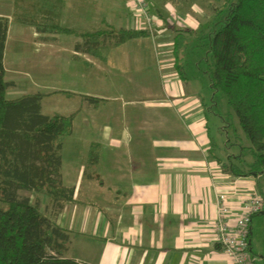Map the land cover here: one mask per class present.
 I'll return each instance as SVG.
<instances>
[{
	"label": "crops",
	"instance_id": "0c3cea01",
	"mask_svg": "<svg viewBox=\"0 0 264 264\" xmlns=\"http://www.w3.org/2000/svg\"><path fill=\"white\" fill-rule=\"evenodd\" d=\"M146 2L153 14L175 11L168 1ZM0 17L9 20L6 97L40 93L43 114L73 115L60 150L61 183L74 188L73 200L52 216L70 233L68 256L85 264H230L212 233L217 193L236 207L252 192L264 198V181L234 164L227 142L214 144L206 101L181 76L164 75L161 37L127 39L100 58L76 51L81 37L34 24L134 29L140 19L126 0H0ZM90 142L100 144L93 173L85 168Z\"/></svg>",
	"mask_w": 264,
	"mask_h": 264
},
{
	"label": "trees",
	"instance_id": "16d2710c",
	"mask_svg": "<svg viewBox=\"0 0 264 264\" xmlns=\"http://www.w3.org/2000/svg\"><path fill=\"white\" fill-rule=\"evenodd\" d=\"M213 1L219 5L215 20L208 22L205 46L211 66L199 70L208 76L212 90L223 93L250 142L254 161L246 174L261 175L264 181V0ZM8 23V18L0 17V264H85L68 256L70 233L52 217L73 200L74 188L62 185L60 175L61 139L70 134L73 115L43 114L40 93L6 97L13 86L5 80L3 67ZM34 24L42 33L81 37L74 45L76 51L100 58L110 46L149 36L147 30L110 25L77 32L53 20ZM184 41L182 35H175V61ZM99 151L100 144L89 143L86 171L94 172ZM42 197L47 199L44 210Z\"/></svg>",
	"mask_w": 264,
	"mask_h": 264
},
{
	"label": "rangeland",
	"instance_id": "374dc122",
	"mask_svg": "<svg viewBox=\"0 0 264 264\" xmlns=\"http://www.w3.org/2000/svg\"><path fill=\"white\" fill-rule=\"evenodd\" d=\"M162 1H168L175 11L171 10L170 15L164 17L160 11L154 12L162 21V26L152 27L147 31L149 35H158L163 40L160 47L163 73L175 78L181 76L182 84L206 101L210 107L206 114L210 138L214 144L219 146L227 142L228 153H226L230 155V159L241 171L246 172L249 170L248 166L254 161V156L249 150L250 142L243 133L238 118L228 105L223 93L212 90L209 87L208 76L199 70V66L203 70H207L211 66V61L209 59L207 61L205 57L206 34L210 30L208 22L215 20L213 13L219 3L213 0H161V3ZM141 22L139 21L138 27L134 29L139 28ZM97 27L103 26L97 23ZM188 30H191L193 34ZM177 33L182 35L185 41L178 47V60L175 61L174 42ZM177 69L180 71V75ZM219 126L222 134H220ZM22 194L30 195L26 191ZM44 200L46 198L42 197L41 209L44 208ZM251 226L250 247L257 258L255 264H264V214L254 215Z\"/></svg>",
	"mask_w": 264,
	"mask_h": 264
},
{
	"label": "built area",
	"instance_id": "2783aa9c",
	"mask_svg": "<svg viewBox=\"0 0 264 264\" xmlns=\"http://www.w3.org/2000/svg\"><path fill=\"white\" fill-rule=\"evenodd\" d=\"M126 3L142 21L138 29L151 30L152 27L162 26V21L151 12L146 0H126ZM231 203L226 192L217 193L213 237L230 264H255L256 257L249 244L250 222L263 210L264 198L252 192L242 198L236 207Z\"/></svg>",
	"mask_w": 264,
	"mask_h": 264
}]
</instances>
